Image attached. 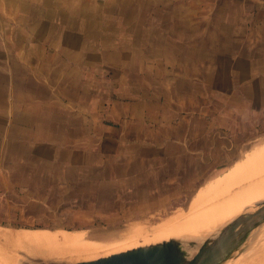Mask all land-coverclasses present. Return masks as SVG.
<instances>
[{
  "label": "rangeland",
  "instance_id": "obj_1",
  "mask_svg": "<svg viewBox=\"0 0 264 264\" xmlns=\"http://www.w3.org/2000/svg\"><path fill=\"white\" fill-rule=\"evenodd\" d=\"M198 1L211 21L187 39L120 41L101 30L113 40L68 49L78 56L0 41L1 228L104 236L154 225L264 143V25H228L231 2ZM234 30L241 40L226 39ZM263 233L224 264L264 253ZM2 245L0 264L81 261L49 262L42 252L53 249L40 244Z\"/></svg>",
  "mask_w": 264,
  "mask_h": 264
},
{
  "label": "crops",
  "instance_id": "obj_2",
  "mask_svg": "<svg viewBox=\"0 0 264 264\" xmlns=\"http://www.w3.org/2000/svg\"><path fill=\"white\" fill-rule=\"evenodd\" d=\"M215 1H229L232 8L236 9L229 16L228 25L244 23V17H249L248 24L253 26L251 31L264 25L261 23L262 20L264 23V0ZM197 2L199 1L0 0V41L28 42L24 51L27 52L29 47V50L35 51L30 55L47 56L43 52L49 46H54L56 49L66 50L63 53L66 56H78L79 53L68 49L76 51L86 40H113L111 36H102L99 32L101 30L116 29L117 40L120 41L176 40L178 35V39H187L193 37L194 32L199 30V25H207L211 21L208 20V11L199 12ZM216 9L223 10L225 5H216ZM254 17L257 19L253 20ZM252 33L249 32V40H252ZM225 37L229 41H238L242 36H238L234 30ZM64 41L73 43H62ZM87 47L85 44L83 48ZM27 54L29 53H23ZM136 118L139 120L137 116Z\"/></svg>",
  "mask_w": 264,
  "mask_h": 264
},
{
  "label": "bare ground",
  "instance_id": "obj_3",
  "mask_svg": "<svg viewBox=\"0 0 264 264\" xmlns=\"http://www.w3.org/2000/svg\"><path fill=\"white\" fill-rule=\"evenodd\" d=\"M253 148L237 166L208 181L193 194L183 209L173 210L175 213L160 223L152 225L147 220L135 221L118 232L104 236L85 230L31 234L0 227V243H11L10 247L25 243L30 248L40 244L53 249L52 252H42L53 263L90 260L117 252L115 249L154 243L170 237H209L239 214L264 206V143ZM263 228L264 224L259 230ZM112 236L116 240H106ZM232 264H264V253L251 257L250 261H234Z\"/></svg>",
  "mask_w": 264,
  "mask_h": 264
},
{
  "label": "water",
  "instance_id": "obj_4",
  "mask_svg": "<svg viewBox=\"0 0 264 264\" xmlns=\"http://www.w3.org/2000/svg\"><path fill=\"white\" fill-rule=\"evenodd\" d=\"M263 224L264 206L239 214L203 239L170 237L90 260L60 264H224L251 252L252 241Z\"/></svg>",
  "mask_w": 264,
  "mask_h": 264
},
{
  "label": "trees",
  "instance_id": "obj_5",
  "mask_svg": "<svg viewBox=\"0 0 264 264\" xmlns=\"http://www.w3.org/2000/svg\"><path fill=\"white\" fill-rule=\"evenodd\" d=\"M127 40L129 41V40H131V39H127ZM102 41H111V40H105V39H104V40H102ZM124 41H126V40H124ZM132 41H133V40H132ZM198 117H199V116H198ZM176 127L178 128V127H181V126H180V124H178ZM206 128H207V127H206ZM206 135H207V134H206ZM82 167H85V166H82ZM87 168H88V169H91L90 166H87ZM121 178H122V177H120V179H121ZM85 183H86V182H85ZM101 184H103V183H101ZM101 184L99 185L98 191L102 189ZM90 188H91V187H90ZM92 188H93V187H92ZM92 190H93V192L96 194V190H97V189H96V190H95V189H92ZM52 214L55 215V213H52ZM48 215L51 216V214H48ZM63 229H64V228H63Z\"/></svg>",
  "mask_w": 264,
  "mask_h": 264
}]
</instances>
